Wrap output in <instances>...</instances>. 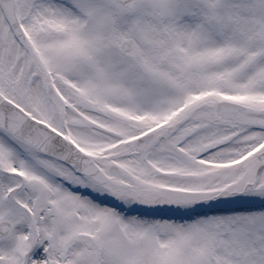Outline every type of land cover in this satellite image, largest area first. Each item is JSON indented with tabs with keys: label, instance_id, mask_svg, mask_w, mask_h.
<instances>
[{
	"label": "snow or ice",
	"instance_id": "6c2138e0",
	"mask_svg": "<svg viewBox=\"0 0 264 264\" xmlns=\"http://www.w3.org/2000/svg\"><path fill=\"white\" fill-rule=\"evenodd\" d=\"M0 264H264V0H0Z\"/></svg>",
	"mask_w": 264,
	"mask_h": 264
}]
</instances>
